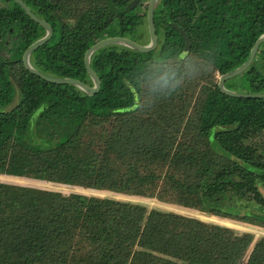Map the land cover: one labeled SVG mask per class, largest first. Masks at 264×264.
Listing matches in <instances>:
<instances>
[{"label": "trees", "instance_id": "16d2710c", "mask_svg": "<svg viewBox=\"0 0 264 264\" xmlns=\"http://www.w3.org/2000/svg\"><path fill=\"white\" fill-rule=\"evenodd\" d=\"M23 1L54 30L30 58L47 76L93 87L85 55L94 44L111 37L150 44L149 0H90L72 25L54 0ZM154 20L155 51L112 45L94 53L102 85L90 95L25 68L24 53L46 30L14 0H0V175L157 198L264 228V99L227 96L219 83L203 87L186 123L206 140L203 150L178 141L168 150L140 116L145 82L156 83L155 106L181 100L174 84L188 54L221 76L247 62L264 35V0H159ZM174 24L190 39L187 55ZM225 86L264 93V44ZM113 118L118 127L100 151L80 148L89 120ZM174 150L183 165L160 173L155 164ZM0 264H264V237L141 204L0 182Z\"/></svg>", "mask_w": 264, "mask_h": 264}, {"label": "rangeland", "instance_id": "374dc122", "mask_svg": "<svg viewBox=\"0 0 264 264\" xmlns=\"http://www.w3.org/2000/svg\"><path fill=\"white\" fill-rule=\"evenodd\" d=\"M58 3L61 13L70 25L74 24L79 15L86 9L90 4V0H54ZM147 4V3H146ZM179 66L180 69H184V72L180 74L179 81L174 84L182 96L181 100L175 105L169 108H160L155 106L156 102H159L157 98L150 95V90H154L156 83H143L144 96L142 99L143 109H140V116L142 119L147 120L149 126L148 132L154 136L164 137L168 143V150L177 149L176 144L171 146L172 141H178L177 144L182 145V149L187 150L189 147H197L199 150H203L206 147V140L198 138L196 132L186 127V123L191 119L198 108L200 102V91L205 88H209V83H219L220 76L218 73H213L206 65H203L194 55L186 56ZM186 66L185 68H183ZM155 87H154V86ZM214 86V84H211ZM195 106V107H194ZM160 108V109H159ZM164 112L163 114H160ZM144 114V116H143ZM139 116V117H140ZM183 122L181 125L180 132L177 133L178 124ZM118 119H109L106 122L99 123L97 121L89 120L83 133V146L80 148H87L94 146L96 150H101L102 140L106 138L110 133L118 127ZM178 137V138H177ZM177 139V140H176ZM200 140V141H199ZM172 151L170 158H164L163 161H159L155 166H161L162 170L160 173L164 174L168 170L166 166H181L182 162H179L177 157ZM188 153V152H187ZM172 169H170L171 171ZM0 182L12 185H20L25 187H32L37 189L49 190L54 192L63 193L65 195L70 194H82L88 197H99V198H110L119 201L130 202L134 204H141L146 206L148 209H157L166 212H175L188 217L197 218L207 223L219 224L233 228L240 233H251L258 240L264 237V228L256 225L241 223L232 220H220V218L210 217L207 214L201 213L196 210L186 209L171 203L162 202L157 198H146L135 195L117 194L112 191H94L77 186L63 185L53 182L37 181L28 178H10L6 175H0Z\"/></svg>", "mask_w": 264, "mask_h": 264}, {"label": "water", "instance_id": "95a60500", "mask_svg": "<svg viewBox=\"0 0 264 264\" xmlns=\"http://www.w3.org/2000/svg\"><path fill=\"white\" fill-rule=\"evenodd\" d=\"M14 1L16 3H18L24 9L26 14L28 16H30V18H32L35 22L40 24L46 30V35L43 38H41L40 40L36 41L33 45H31L26 50V52L23 55V63H24L25 68L28 71H30L31 73L41 77L42 79H44L50 83L59 84V85H73V86H76L77 88L81 89L82 91L90 94V95H95L98 92H100L102 83H101L100 78L98 77L96 72L93 70L92 65H91V58L94 55V53H96L98 50H100L102 48H105L107 46H112V45H121V46H125L128 48L134 49L136 51L142 52V53H150V52L155 51L159 45V39L157 36V30H156L155 20H154L155 7H156L159 0H149L147 21H148V30H149V34H150V44L144 46V45L138 44L137 42H135L129 38H123V37L106 38V39H103V40L97 42L96 44H94L87 51V53L85 55V65H86V68H87V71H88L90 77L92 78V80L94 82L93 87L88 86L87 84H85L79 80H75V79L53 78V77L47 76V75L39 72L38 70H36L32 66L31 61H30L31 55L36 50H38L40 47L44 46L45 44H47L51 40V38L54 35L53 28L47 22H45L44 20H42L41 18L36 16L31 11V9L25 4V2L23 0H14ZM136 3H137V1L134 2L132 5H135ZM173 26L185 38L186 46L184 49V54L187 55L191 49L190 39L183 29L179 28L175 24ZM262 44H264V35H262L256 41L255 45L252 48L250 57L247 60V62H245L241 67L237 68L236 70L220 76L219 89L221 90V92L223 94L230 96V97H235V98L264 99V93H259V94L240 93V92L229 90L225 86L227 81L232 80V79L242 75L243 73H245L250 68V66L254 63L256 56L258 54L259 48L261 47Z\"/></svg>", "mask_w": 264, "mask_h": 264}, {"label": "bare ground", "instance_id": "6f19581e", "mask_svg": "<svg viewBox=\"0 0 264 264\" xmlns=\"http://www.w3.org/2000/svg\"><path fill=\"white\" fill-rule=\"evenodd\" d=\"M212 218V217H211Z\"/></svg>", "mask_w": 264, "mask_h": 264}]
</instances>
